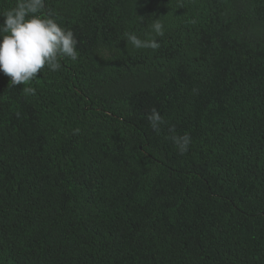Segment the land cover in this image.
Listing matches in <instances>:
<instances>
[{
    "label": "trees",
    "instance_id": "1",
    "mask_svg": "<svg viewBox=\"0 0 264 264\" xmlns=\"http://www.w3.org/2000/svg\"><path fill=\"white\" fill-rule=\"evenodd\" d=\"M40 15L79 55L27 85L0 72V264H264V0H45ZM156 19L158 48L127 43Z\"/></svg>",
    "mask_w": 264,
    "mask_h": 264
},
{
    "label": "clouds",
    "instance_id": "2",
    "mask_svg": "<svg viewBox=\"0 0 264 264\" xmlns=\"http://www.w3.org/2000/svg\"><path fill=\"white\" fill-rule=\"evenodd\" d=\"M44 7L45 0H16L12 8L0 13L4 17L0 24V72L10 77L13 86L27 85L45 66L52 71L58 70L61 58L78 59V40L73 31L51 16L40 15ZM150 27L155 35L145 34L144 38L126 32L127 43L135 49L158 48L164 26L156 19ZM24 91L34 93L35 89L25 87ZM148 120L154 130H159L164 123L156 109H152ZM172 140L181 153L188 151L190 134L173 136Z\"/></svg>",
    "mask_w": 264,
    "mask_h": 264
}]
</instances>
